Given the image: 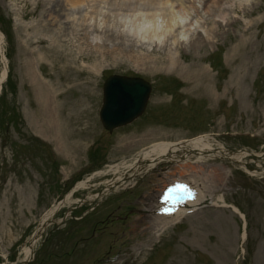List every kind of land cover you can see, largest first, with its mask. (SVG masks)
<instances>
[{
  "label": "rangeland",
  "instance_id": "374dc122",
  "mask_svg": "<svg viewBox=\"0 0 264 264\" xmlns=\"http://www.w3.org/2000/svg\"><path fill=\"white\" fill-rule=\"evenodd\" d=\"M45 1L0 0V264H25L24 250L57 207L26 264H264V0H222L224 18L197 3L187 19L198 42L183 32L186 20L165 41L123 27L120 49L83 45L73 64L51 50L49 31L64 40L67 26L45 21L48 1L56 0ZM88 30V42L102 44V34ZM170 51L178 70L167 69ZM35 69L60 86L54 129L37 99ZM111 75L142 78L152 92L142 116L109 133L99 111ZM76 101L87 111L76 118L70 107L60 111L61 103ZM42 132L70 134L68 146L58 150L56 136L45 140ZM198 137L244 157L177 165L99 196L114 177L110 166L157 143ZM183 182L195 190L198 183L213 205L153 236L155 216L132 206L146 207L150 196L157 204ZM90 195L99 198L89 202Z\"/></svg>",
  "mask_w": 264,
  "mask_h": 264
},
{
  "label": "bare ground",
  "instance_id": "6f19581e",
  "mask_svg": "<svg viewBox=\"0 0 264 264\" xmlns=\"http://www.w3.org/2000/svg\"><path fill=\"white\" fill-rule=\"evenodd\" d=\"M42 2L46 1L42 0ZM48 3L50 5L47 9L48 15L45 18V21L56 26L57 29L60 27L62 28V26H67L64 27L66 29V34L63 37L64 40H62V37L58 35L57 32L53 30L49 31L51 50L58 49L54 54L59 60L63 59V57H68V64L75 63L78 58L83 55L84 52L81 48L83 45H86L87 47L92 46L93 48H104L109 42L111 43L112 49H120L125 45V36H122L124 34H122L123 32L121 31L123 27L129 30L131 29V32L135 36H140L141 34V38L144 37L153 40L163 39L165 41L169 35L174 32L175 23L186 20L184 22L185 27L183 32L186 34L191 33L192 38L196 37L195 42H198L200 39L199 33H194L195 30L197 31V29L194 28L192 22L188 21L187 19L189 12L197 7V3L200 4L204 14L210 15L215 13L218 18H224L225 16L221 12L222 0H56L55 2L48 1ZM61 19H64L65 21L62 22ZM89 22L92 24H89ZM65 29H63V31H65ZM86 29H91L90 34H92V32H98L102 34L101 38H99L102 39V44H90L88 42V37L90 36L86 32ZM80 32L83 33L80 34ZM95 37L98 38L97 35ZM176 37L177 34H174V39ZM43 41L45 40L39 41V44H42ZM67 45H70L71 47L67 48ZM164 45L166 47L168 46L167 43ZM75 48L77 49L76 54H74ZM99 50L97 52H100ZM104 52L107 51L105 50ZM169 53L170 59L167 69H180L181 67L179 61L176 60V57L172 55L171 51ZM3 61L5 65L3 78H5L7 75L8 66L6 63V57L4 55ZM97 61H99L98 58H96L95 62ZM141 61L142 59L140 57L136 59V63H141ZM32 79L37 92V99L48 114L45 124L47 128L54 129L51 126H54V112L56 110L55 102L59 98V93L57 90L60 88V86L55 84L52 85L47 82L45 76L39 74L37 69H35L33 72ZM60 105L61 112L65 111V107H70L72 117L74 116V118H76V114L80 115L81 113L87 111L84 103L81 101H76L74 103L72 102L70 104L63 102ZM42 133L41 136L45 140L52 138L51 135L54 137L56 136L54 143L58 150L60 148L62 150L64 148L66 149L68 146V138L70 134L65 138L62 136V134L61 137H59L56 132L48 133L46 136L44 133ZM63 140H66L67 143L65 142L63 144ZM66 151H68V149ZM178 151H184L185 156L182 160L186 162H188L187 160L190 159L192 155H198L196 162L200 163L205 158L209 157L226 156L235 162L240 161L244 157L243 154L240 155L228 153L224 150V148L221 147L214 148L204 137L182 142L177 145L161 142L154 144L149 149L141 152L140 155L138 157H134L132 161H123L120 164L110 166L108 173H112L114 177L111 181L106 183L105 187L107 189L114 188L118 190L124 184V176L128 175V177H134L141 174L143 171L146 172L148 168H152L157 162L162 161L164 158H174ZM121 170L123 172H121ZM78 186H85V183H80ZM179 194L182 195L184 192L182 193L181 191ZM184 197L186 198V202H188V200H191L189 197H192V195H187L185 192ZM193 197L195 198L194 195ZM95 198L96 196L90 195L87 201L90 202ZM169 200L173 199L169 198ZM182 203L185 205V199L182 201ZM197 203L198 202L194 201V204ZM58 209L59 208H56V210ZM54 212L55 209L49 211L42 219L37 238L44 231L45 227L50 221V218L53 217ZM186 212L187 211L185 209L178 210L177 207H174L172 211H165L160 214H155V223L159 227L157 233L161 234L169 227L181 222V220L186 217ZM199 213L201 212H197L193 216L199 215ZM189 217L192 216H188L185 219ZM37 240L38 239L36 238L32 240L31 247H27L24 250V260L28 259L33 252ZM118 264L120 263L118 262Z\"/></svg>",
  "mask_w": 264,
  "mask_h": 264
},
{
  "label": "water",
  "instance_id": "95a60500",
  "mask_svg": "<svg viewBox=\"0 0 264 264\" xmlns=\"http://www.w3.org/2000/svg\"><path fill=\"white\" fill-rule=\"evenodd\" d=\"M151 87L141 79L111 76L103 88L101 121L112 131L124 126L140 116L147 104Z\"/></svg>",
  "mask_w": 264,
  "mask_h": 264
},
{
  "label": "snow or ice",
  "instance_id": "6c2138e0",
  "mask_svg": "<svg viewBox=\"0 0 264 264\" xmlns=\"http://www.w3.org/2000/svg\"><path fill=\"white\" fill-rule=\"evenodd\" d=\"M181 187H183V188H184V190H185V191H188V192H189V194H190V190H189V189H187V186H181ZM165 199H167V197H165Z\"/></svg>",
  "mask_w": 264,
  "mask_h": 264
}]
</instances>
